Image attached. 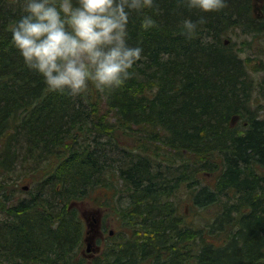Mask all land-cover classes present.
Here are the masks:
<instances>
[{"label": "trees", "instance_id": "1", "mask_svg": "<svg viewBox=\"0 0 264 264\" xmlns=\"http://www.w3.org/2000/svg\"><path fill=\"white\" fill-rule=\"evenodd\" d=\"M155 9L149 30L130 19L145 56L135 75L69 95L24 63L10 29L20 8L0 0V264H264V59L249 52L264 38V0ZM187 16L206 18L195 37L180 30ZM182 189L214 207L204 223L188 218ZM89 200L126 229L91 257Z\"/></svg>", "mask_w": 264, "mask_h": 264}, {"label": "clouds", "instance_id": "2", "mask_svg": "<svg viewBox=\"0 0 264 264\" xmlns=\"http://www.w3.org/2000/svg\"><path fill=\"white\" fill-rule=\"evenodd\" d=\"M20 15L10 25L12 43L29 69L39 73L55 91L78 95L90 83L101 91H112L135 75L137 62L145 59L141 43L129 42L132 13L140 16V27L157 25L156 0H12ZM189 9L222 10L227 0H181ZM206 18L184 17L181 32L198 35V24ZM168 52H162L164 60Z\"/></svg>", "mask_w": 264, "mask_h": 264}, {"label": "rangeland", "instance_id": "3", "mask_svg": "<svg viewBox=\"0 0 264 264\" xmlns=\"http://www.w3.org/2000/svg\"><path fill=\"white\" fill-rule=\"evenodd\" d=\"M256 7L258 11L257 13L261 15L262 10L258 2L256 3ZM243 38V35H239L238 37L236 35H233V38L231 37V40L238 43L237 45H240V42ZM249 52L250 54L256 55L252 58L251 63L253 65H259L261 63V58L264 59V38L255 40ZM258 56L259 60L256 59ZM257 73L258 77H263V71H259ZM234 121L237 122V119ZM207 178H209L208 182L204 180L206 184L212 183L214 181V175H212L211 178L209 177V175H207ZM30 184V181H21L18 185V188L20 186L21 189L18 193L15 194V196L20 198L26 197L31 187ZM178 195L181 201V205L190 220H195V222L197 220V223L199 221L200 224L201 222L204 223V220L200 217V215L204 213L205 216H210L215 211L214 207L211 210L205 211L203 209H197L195 206L196 202L191 198V195L187 193V190L185 191L182 189ZM200 199H205V197L202 196V198ZM110 208L111 207H107L105 209L100 208L92 200L82 203L81 211L88 223L86 236L87 241L82 250L84 255L86 254L88 257H91L93 254L106 247V245L111 242L113 238L118 239L120 235L123 234L126 230L122 227V223L120 222L118 216L112 210H110ZM95 218H97V221H95ZM88 246L90 247V250H88Z\"/></svg>", "mask_w": 264, "mask_h": 264}, {"label": "water", "instance_id": "4", "mask_svg": "<svg viewBox=\"0 0 264 264\" xmlns=\"http://www.w3.org/2000/svg\"><path fill=\"white\" fill-rule=\"evenodd\" d=\"M95 220H97V218H95ZM88 250H90V247L88 246Z\"/></svg>", "mask_w": 264, "mask_h": 264}]
</instances>
